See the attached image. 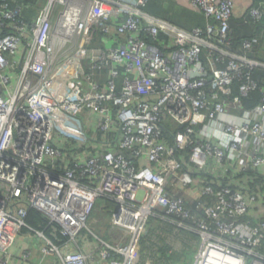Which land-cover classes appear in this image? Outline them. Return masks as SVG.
I'll return each instance as SVG.
<instances>
[{"label": "built area", "instance_id": "built-area-1", "mask_svg": "<svg viewBox=\"0 0 264 264\" xmlns=\"http://www.w3.org/2000/svg\"><path fill=\"white\" fill-rule=\"evenodd\" d=\"M150 1L46 0L29 18L0 0V264H134L151 217L201 237L194 264H264L260 38L234 44L235 0H189L207 19L191 30ZM99 198L113 241L88 227Z\"/></svg>", "mask_w": 264, "mask_h": 264}, {"label": "trees", "instance_id": "trees-1", "mask_svg": "<svg viewBox=\"0 0 264 264\" xmlns=\"http://www.w3.org/2000/svg\"><path fill=\"white\" fill-rule=\"evenodd\" d=\"M19 1L22 2V0H19ZM45 1L46 0H28V2L31 3L32 7H31V10H29L27 12V17H29V18L34 17V15L37 13V9L39 10L41 8V6L44 5ZM257 2L258 1H256V3ZM262 2H263V0H262ZM34 10L36 11V13L33 12ZM146 10L149 11L150 13L154 14V15H157L161 18L167 19L170 22H172L178 26H181L185 29H188V30H191L195 27H203L204 24L207 22L206 17L203 14L196 12L195 10H194V12L193 11L177 12L172 7L166 8L165 7V0L150 1L146 7ZM250 19L254 25V33L252 35L238 36L237 33L234 32V30L232 28V30H233V41H234V44L236 46H240L244 40L254 38L256 36H259L260 43L264 39V36L262 37V35L264 34V20L260 23H257L252 19L251 16H250ZM231 26H232V24H231ZM167 37L168 36L166 34H164V33L161 34V38H167ZM260 43L256 46L253 53H251V55L257 59H258V55H257L258 52L257 51H258ZM255 77L263 80L264 79V69L258 68L255 71ZM257 97H258V94H257ZM255 99H257V98H255ZM104 199L110 205V208H108L106 210H111L112 212H114V210L116 209V203L111 201V200H107L106 198H104ZM26 220H27L28 224L31 225V227L44 231L47 236H49L55 240V236H54V227L55 226L53 224H49L48 219L43 214H41L39 211H37L35 209H30ZM166 221L167 220L160 219L157 217H151L150 225L152 227H156V229L154 230L155 232L158 229H162V233L158 234L156 237V239H157L156 241H158L159 246H163V245L167 244L170 247V245L173 242V239L167 238V235L172 234V236H175L174 233H178L180 228H177L176 226H173V225H171V223H167ZM182 230H185V229H182ZM28 233H31V230L28 228H24L22 230L21 235H26ZM176 238L177 237L175 236V240H176ZM174 242H173V244H174ZM166 248H168V247H166ZM156 254H157V258L159 260H162L163 258H169L170 256H172L170 250L169 251H166V250L163 251V249L158 250L156 252ZM139 256H140V254L138 255V257ZM16 260H18V259H16ZM18 263H20V262H18ZM20 264H29V263L25 262V263H20Z\"/></svg>", "mask_w": 264, "mask_h": 264}, {"label": "rangeland", "instance_id": "rangeland-1", "mask_svg": "<svg viewBox=\"0 0 264 264\" xmlns=\"http://www.w3.org/2000/svg\"><path fill=\"white\" fill-rule=\"evenodd\" d=\"M33 12L36 13L35 10ZM97 203L96 210L88 220V227L105 240L113 241L114 233L110 224L113 212L102 209V205L105 203L104 198H99ZM149 221H151V218H149ZM150 223L143 226L139 232L140 247L138 248V255L140 254V256L137 255L134 264H194L196 254L201 246V237L198 234L180 229L178 233H174L177 237L176 240L172 234L167 235V238L173 239V242L175 241L174 244L173 242L171 245L169 244L170 247L167 244L159 246L156 237L162 233V229L155 232L156 227H152ZM161 249L163 251L170 250L172 256L159 260L156 252Z\"/></svg>", "mask_w": 264, "mask_h": 264}, {"label": "crops", "instance_id": "crops-1", "mask_svg": "<svg viewBox=\"0 0 264 264\" xmlns=\"http://www.w3.org/2000/svg\"><path fill=\"white\" fill-rule=\"evenodd\" d=\"M256 1H258L257 2L258 4L256 3ZM260 1L262 2V0H235L234 1V11H233V17H232L231 24H232V28L234 32H236L238 36L252 35L254 33V25L250 19V9L252 6H258L261 3ZM165 7L166 8L172 7L177 12H180V11L181 12L182 11H189V12L193 11L194 12V9L192 8L189 0H165ZM206 25H207V22L204 24L202 28L205 29ZM263 36L264 34L262 35V37ZM257 52H258L257 53L258 59L261 61H264V39L260 43ZM89 149L92 151L91 147H89ZM146 163L148 164V161H146ZM166 222L171 223L168 220ZM171 225L175 226L173 223H171ZM15 241L16 242L14 243V245H12L9 248V250L16 257V256H20L22 254V251L28 248L29 240L27 238L18 236L15 238ZM10 261L12 262V264H20L15 259H11Z\"/></svg>", "mask_w": 264, "mask_h": 264}]
</instances>
